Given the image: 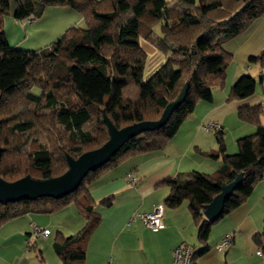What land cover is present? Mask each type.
I'll list each match as a JSON object with an SVG mask.
<instances>
[{
  "label": "trees",
  "instance_id": "16d2710c",
  "mask_svg": "<svg viewBox=\"0 0 264 264\" xmlns=\"http://www.w3.org/2000/svg\"><path fill=\"white\" fill-rule=\"evenodd\" d=\"M15 4V18L20 21L40 19L50 7H67L82 17L84 25L72 26L46 48L19 51L3 30L10 5L0 0V177L7 182L63 175L67 155L78 158L108 141L104 114L117 129L157 121L190 83L185 101L164 127L130 140L107 164L90 172L73 194L0 204V226L27 214H53L74 205L86 225L75 236L57 233L53 247L62 264H85L88 241L102 222L89 186L131 158L163 151L197 104L212 101L213 90L225 85L233 59L225 42L264 16V0H16ZM142 35L166 55V62L146 82ZM255 89L256 81L244 75L229 98H247ZM238 115L256 126V132L237 141L235 155L226 154L223 127L214 133L219 150L210 156L222 162L215 174L180 173L163 182L171 189L166 206L176 208L188 201L198 241L204 245L220 219L208 222L203 207L243 173L239 188L225 202L222 219L241 207L264 178V104L242 107ZM113 202L109 198L100 204L110 208ZM263 238L264 230L255 236L260 244ZM207 251L208 247L193 251V263Z\"/></svg>",
  "mask_w": 264,
  "mask_h": 264
},
{
  "label": "crops",
  "instance_id": "0c3cea01",
  "mask_svg": "<svg viewBox=\"0 0 264 264\" xmlns=\"http://www.w3.org/2000/svg\"><path fill=\"white\" fill-rule=\"evenodd\" d=\"M53 8L52 11L57 12L55 26L60 25L62 29L58 36L72 26L84 25L82 17L74 10ZM47 10L49 8L44 14ZM42 18H30L26 22L33 26ZM224 46L233 55L234 64L227 69L223 88L213 90L212 101L197 104L163 151L131 158L105 172L89 186L102 222L88 241L85 264H172L176 247L198 240V229L188 201L184 200L176 208L166 206L165 200L171 189L163 182L180 173L212 175L220 169L221 160L210 156L219 150L218 143H210V148L207 146L209 135L204 133L203 127L209 122L222 125L228 155L238 152L240 138L256 132V126L242 121L238 111L242 107L264 104V16L246 32L226 41ZM238 55L240 63L236 62ZM251 57L257 59L251 60ZM244 75H250L256 81L255 93L241 100L230 99L233 86ZM229 134L232 142L228 141ZM202 155L209 161H197ZM187 182L194 183L192 179ZM255 194L254 190L241 207L218 220L205 245L197 241L198 246L192 247L195 253L207 247L208 251L196 258V264H264V238L261 244L255 240V236L264 230V192ZM109 198L114 201L110 208L100 204ZM159 205L165 206L164 229L153 232L134 218L137 213L153 212ZM32 224L48 229L50 234L46 238L32 237ZM85 225L86 220L74 205L51 215L31 213L10 220L0 226V260H7L1 264H62L53 247L57 233L75 236ZM216 228L221 232L215 233ZM231 233V245L217 252L216 245ZM35 240L41 241L37 244L41 255L38 258L27 251Z\"/></svg>",
  "mask_w": 264,
  "mask_h": 264
},
{
  "label": "water",
  "instance_id": "95a60500",
  "mask_svg": "<svg viewBox=\"0 0 264 264\" xmlns=\"http://www.w3.org/2000/svg\"><path fill=\"white\" fill-rule=\"evenodd\" d=\"M189 88L190 83L187 82L177 99L166 106L161 118L157 121H141L117 129L104 114L103 121L107 127L108 141L101 147L88 151L78 158L67 155L68 170L59 177L37 180L26 176L15 182H7L0 177V204L36 201L42 198L62 199L73 194L90 172L107 164L130 140L164 127L174 111L185 101ZM2 151L0 148V157ZM242 178L243 173L238 174L233 181L222 186L220 193L203 207V215L208 222L215 223L221 219L225 202L239 188Z\"/></svg>",
  "mask_w": 264,
  "mask_h": 264
},
{
  "label": "rangeland",
  "instance_id": "374dc122",
  "mask_svg": "<svg viewBox=\"0 0 264 264\" xmlns=\"http://www.w3.org/2000/svg\"><path fill=\"white\" fill-rule=\"evenodd\" d=\"M10 5L9 14L3 18V30L7 36L9 43L19 51H35L42 48H46L56 42L60 36L65 32H62L58 36V32L61 31L60 25L55 26V20L57 19V12L52 11L55 9L50 7L49 10L44 14L42 20L38 24L33 26H29L26 20H17L15 18V10H16V0H6ZM155 31L159 34L160 29L159 26L155 27ZM58 36V37H57ZM140 45L144 52L146 53V61L143 72L142 81H148L151 76L166 62V55H164L161 51L157 49L151 42L143 37H140ZM225 47V46H224ZM239 55L236 56V62H239ZM234 57L232 59L231 65L234 64ZM230 65V66H231ZM205 131V130H204ZM204 133H207L206 131ZM207 146L210 148V143H216L217 140L214 136V133H207ZM228 141L232 142L231 134L228 135ZM236 154V153H235ZM203 156V157H202ZM199 156L197 161H209L206 159V155ZM211 159V158H210ZM211 161H214L213 159ZM9 161H6L8 163ZM262 192H264V178L256 185L255 187V195L258 196ZM51 215V214H47ZM217 224V223H216ZM215 227V226H214ZM221 232V229L216 228L214 230L215 233ZM214 235H212L213 240ZM36 243H33L27 251L33 253L37 258L40 257V248L38 245L41 244V241L35 240ZM198 241V240H197ZM187 243L189 246L196 248L198 243ZM7 260H0V264L6 262ZM112 263V262H111Z\"/></svg>",
  "mask_w": 264,
  "mask_h": 264
},
{
  "label": "built area",
  "instance_id": "2783aa9c",
  "mask_svg": "<svg viewBox=\"0 0 264 264\" xmlns=\"http://www.w3.org/2000/svg\"><path fill=\"white\" fill-rule=\"evenodd\" d=\"M207 133H217L222 130V125L217 122H209L204 127ZM165 206L159 205L151 213H137L134 218L141 221L148 229L153 232H158L165 227L164 221ZM50 234L48 229H41L36 224H32L31 235L34 238H46ZM232 243V233L226 235L222 242L216 245L217 252H222ZM193 249L189 245H180L173 250L172 264H194L193 263ZM261 255V252H258Z\"/></svg>",
  "mask_w": 264,
  "mask_h": 264
}]
</instances>
